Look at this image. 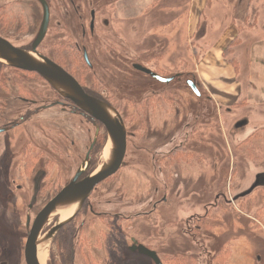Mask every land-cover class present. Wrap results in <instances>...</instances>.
<instances>
[{"label": "rangeland", "instance_id": "rangeland-1", "mask_svg": "<svg viewBox=\"0 0 264 264\" xmlns=\"http://www.w3.org/2000/svg\"><path fill=\"white\" fill-rule=\"evenodd\" d=\"M29 1L35 29L41 8ZM47 1L52 22L41 44L42 54L109 101L125 118L129 133L121 169L89 198L94 209L106 210L107 216L86 211L75 220V226H84L74 263L154 264L125 252L133 238L155 249L167 264H264V0L201 3L191 32L192 0H152L145 7L136 0ZM91 16L94 32L88 37ZM54 18L61 20V29H56ZM12 36L20 43L26 41L23 34ZM234 37L239 39L237 44L223 56L222 50ZM83 45L92 69L82 59ZM218 50L222 61L214 58ZM205 60L216 67L214 75L209 72L211 77L226 87L233 84L235 92L215 93L208 79H198L199 95L189 87L198 64L208 70L209 64H202ZM134 64L172 79L159 81ZM25 79L37 91L42 89V106L59 99L43 79L42 84ZM260 129L262 137L250 144V157L246 146L239 145ZM95 130L83 116L53 106L42 109V122L29 121L13 132L0 133V264H25V220L35 166L22 162L26 142L31 143L32 155L42 151V169L47 173L39 196L43 203L72 178ZM99 136L98 155L90 165L93 170L107 156L102 132ZM181 142L185 152L154 160L158 147ZM17 185L22 189L17 190ZM38 205L29 214L32 220ZM260 208L258 217L255 212ZM207 210L206 220L192 222ZM59 218L56 215L49 223ZM105 236L122 239L123 258L109 254L108 259ZM225 249L226 255L215 256ZM48 257L49 253L44 264ZM169 259L176 260L170 263Z\"/></svg>", "mask_w": 264, "mask_h": 264}, {"label": "flooded vegetation", "instance_id": "flooded-vegetation-1", "mask_svg": "<svg viewBox=\"0 0 264 264\" xmlns=\"http://www.w3.org/2000/svg\"><path fill=\"white\" fill-rule=\"evenodd\" d=\"M20 1H23V3L21 4ZM33 1H35L39 5V7L41 8V18L38 20L37 25L34 27L35 29L32 28V26L34 25V21H32V18L34 20H35V18L30 17V1L29 0H7L6 2L0 3V37L8 40L11 44H13L14 46H16L18 48H23V49H27V50L32 49V43H33V40L36 37V35H37V33L41 27L42 16H43L42 3L39 0H33ZM48 5H49V10H50V15H49V23H48L47 32H48L50 25H51V22H52V12H51V7H50L49 2H48ZM54 19H55L56 29L57 30L61 29V26H62L61 20L58 18H54ZM87 25H88V32H89L88 37H90L94 32L93 31L94 30V18H92V16H91L90 21ZM32 30H34L33 31V34H34L33 37L30 36L32 34ZM86 30H87L86 26L83 25L82 33L85 34ZM47 32H46V34H47ZM13 34H15V35L23 34L26 37V41L20 43V41L15 40L13 38V36H12ZM41 44H42V41L36 46V50L40 54H42V50H40ZM75 48L77 49V47H75ZM87 50L88 49H87L86 45H83V47H81L82 59H83L85 65L89 69H92L93 64L89 59ZM85 55L87 56V59H85ZM45 56L52 59L51 57H49L46 54H45ZM53 61L56 62L57 64H59L61 67H63L72 76H74L88 94H90V95H92L98 99L104 100L108 104H111L109 101L105 100L102 96L97 95L96 93L92 92L91 90L87 89L84 85H82L80 80L75 75H73L68 70L67 67L63 66L61 63H58V61L55 59ZM25 78H27V79L28 78L29 79L34 78V79L38 80L39 82H41V84H42L43 78L37 72L22 70V69L10 66V65L0 61V133L1 132H7V133L13 132L15 129L20 128L21 126H25V125L27 126L29 121L30 122L31 121L32 122H42V109H48V108L53 107V106H60V108L62 110H69L72 115L78 114V115L83 116L85 119L90 121V123L95 125V129H96L95 133L93 135V139L90 142L89 146L87 147L85 155L81 161V164L86 161V163L88 165L85 173H83L81 175V177H84L85 175H87L89 172H91L93 170V169H91L90 165H91V161L93 162L95 155L96 154L98 155L99 149H97V148L99 145L98 140L100 138V136H99L100 132H102L103 137L105 139V143L107 144V132H106L105 127L99 121H97L96 119H94L93 117H91L87 113L83 112L78 107H76L71 100L62 97L44 79L43 80L56 92L59 99L55 100L54 102H51L49 104H45L42 106V89L37 91L36 89H34L33 86H31L32 82L30 80H26ZM191 79L194 80L192 77H191ZM121 118H122V120L125 124V127H126L125 118L123 116H121ZM29 131H31V130H29ZM31 132H32V134L30 136L33 138V136L36 134V129H33V131H31ZM39 133L41 134V137H42V131H39ZM126 133H127V143H128L129 133L127 131V127H126ZM30 136H28V137H30ZM30 144H31L30 142H26V145H25L24 151H23V155H21V158H22L23 163H26V164L27 163H29V164L33 163V165H35L33 167L32 173L30 174V185H31L32 194H31V199L29 201V204L27 205V208L30 212L35 207V205H38V204L40 205V206L38 205L39 207L37 208V212L35 213V215L33 217V220H34L36 214L42 209V207L52 197H54L74 177L76 171L81 166V164L76 169L72 178L69 181H67L65 184H63L57 191H55L51 195V197L47 198L42 203V199L39 201V196L42 194V184L47 178V173H46V171H44L42 169V151H40L38 155H32L31 152L29 151ZM71 147L72 148L75 147L74 141H71ZM161 148L162 147H158L155 150L154 160L156 159V160L160 161L163 158L168 160V158L172 157L176 153L175 152L176 149H178V148L185 149V144L181 142L176 146H168L166 149L165 148L161 149ZM12 156H14V155H12ZM124 159H125V157H124ZM121 167H120V169H121ZM157 169L159 170V172L161 174L162 167L158 166ZM109 178H107V179H109ZM163 182H164V180H163ZM101 183H103V182H101ZM100 184H98V185H100ZM164 185H165V182H164ZM95 188H94V190H95ZM21 189H22V185H17V190H21ZM94 190L92 191L90 196L85 200V202L83 203L82 207L77 212V214L68 222V223L72 222V224L76 228V232H80L81 228L84 226V224L81 223L79 226H75V220L80 215H83L84 212L89 211L91 214H94V215L97 214L98 216H107L106 210L96 211L94 209L95 205L90 202L89 198L93 194ZM98 203H100V202H98ZM157 204L158 203L156 202V204L153 207L155 208V206ZM96 206H99V204H96ZM151 211H152V209L150 210V212ZM30 212H29V214H30ZM29 214L27 215L26 220H25V227L27 229V235H28L29 228L31 227L32 222H33V220L31 219V216ZM196 218H198V217H196ZM55 221H54V223H55ZM194 221H195V219L192 218V222H194ZM68 223H66L65 225H67ZM47 225H49V227L46 228ZM47 225L44 227V229L42 231L43 233L46 232L52 226L50 223H48ZM65 225H63L62 227H64ZM115 238L116 239L113 242L114 249L110 252V254H111L110 258L112 257V255H116L118 257L122 256V258H123L126 255V253L122 252V250L120 248V243H121L122 239H119L118 237H115ZM139 245L145 246L146 248H148L152 251H155V249L149 247L148 245L143 244L142 242H138L137 240L132 238L131 244L127 245V249L125 252H127L131 255H136V256L141 255V256L147 257L146 255H143L138 250ZM50 247H48V253H49ZM156 254L158 255L157 252H156ZM107 257L109 259L108 253H107ZM158 257H159V255H158ZM147 258H149V257H147ZM120 260H122V259H120ZM150 260L154 263V261L152 259H150ZM73 264H75L74 260H73Z\"/></svg>", "mask_w": 264, "mask_h": 264}, {"label": "water", "instance_id": "water-1", "mask_svg": "<svg viewBox=\"0 0 264 264\" xmlns=\"http://www.w3.org/2000/svg\"><path fill=\"white\" fill-rule=\"evenodd\" d=\"M39 1L43 10L42 24L33 40L32 49L18 48L0 37V61L22 70L37 72L62 97L71 100L76 107L99 121L107 132L108 149L103 162L95 170L81 177L88 166L86 161L83 162L74 177L36 214L24 244L25 264H43L41 258L43 251L49 247L59 229L77 214L94 188L120 169L127 148L126 127L116 109L104 100L88 94L74 76L36 50V46L46 35L50 15L48 2ZM134 68L162 82H169L172 79L164 78L140 64H134ZM188 85L199 95L194 80L189 79ZM56 215H60V218L43 233L44 227ZM138 250L155 264H162L155 251L142 245L138 246Z\"/></svg>", "mask_w": 264, "mask_h": 264}, {"label": "trees", "instance_id": "trees-1", "mask_svg": "<svg viewBox=\"0 0 264 264\" xmlns=\"http://www.w3.org/2000/svg\"><path fill=\"white\" fill-rule=\"evenodd\" d=\"M211 0H207V3L209 4ZM238 38L235 37L231 43H229V45L223 50V56H228V54L230 53V49L233 48L235 46V44H237L238 42ZM74 47V46H73ZM75 48V47H74ZM54 60V59H53ZM230 61L232 62V64L234 65L235 71L238 70V64L235 61L234 58L230 59ZM245 103V99L241 100L238 102V104H244ZM259 132H262V129L260 130H256L254 131L251 135H249L246 139H244L239 146H246V151L248 156H252L251 152H249L250 149V144L252 142H257L262 136L260 135ZM100 148V147H99ZM185 152L186 149L183 148H178L176 149V153L177 152ZM263 190V194H264V186L262 187ZM263 208L258 209L255 212V215L259 217L260 211ZM209 215V210H207L205 212V214L197 219H195V223H199L201 221H204L207 219V216ZM204 227V224H203ZM80 232H76V228L74 227V225L72 224V222L68 223L67 225H65L64 227H62L58 233L55 235V237L52 240L51 243V247L49 250V257H48V263L47 264H73V260H74V252H75V245L76 243H78L79 241V235ZM106 240V251L108 253V255L110 254V252L114 249V244L113 242L115 241V237L113 236H105ZM78 239V241H77ZM221 252L222 255H226V249L222 250V251H218L217 253H215L217 256L219 253ZM179 257L177 256V259ZM161 259V258H160ZM176 259H169V262L171 263L172 261H175ZM162 264H167V260L165 259H161Z\"/></svg>", "mask_w": 264, "mask_h": 264}, {"label": "crops", "instance_id": "crops-1", "mask_svg": "<svg viewBox=\"0 0 264 264\" xmlns=\"http://www.w3.org/2000/svg\"><path fill=\"white\" fill-rule=\"evenodd\" d=\"M136 2H138L141 5V7H145L148 3L152 2V0H136ZM205 2L207 3V0H192L193 5H191L190 15L188 17L189 24H190V26L188 28V31L191 32V21L195 17V14L198 15L199 10L201 8V3H203V5H204ZM233 39H231V40H233ZM223 50H222V52H223ZM222 52L220 50H218V51L215 52V57H214L215 60L222 61ZM202 64L203 65L209 64V67L207 68L208 70H205L204 68H201L200 67L201 64L200 65L198 64V68H197V71H196V75H194V74L192 75L191 74V77L194 79V81L196 83V86H197V83H198L197 81H199V80L204 81L205 79H208V80H210L215 85V89H216L215 90V93H218V91L223 92L222 89L225 90V92L227 94L236 91V87H234L233 84H231V86L226 87V86H224L223 82L218 81L217 78H214L213 79L211 77L210 73L213 74V75L216 73V67H215V65L212 66L207 60L202 61ZM231 82H233V78H232ZM209 93H210V95H212L211 92H209Z\"/></svg>", "mask_w": 264, "mask_h": 264}, {"label": "bare ground", "instance_id": "bare-ground-1", "mask_svg": "<svg viewBox=\"0 0 264 264\" xmlns=\"http://www.w3.org/2000/svg\"><path fill=\"white\" fill-rule=\"evenodd\" d=\"M61 215L65 216V214H61ZM47 253H48V248H46V250L43 251L42 256H41L43 264H44V259Z\"/></svg>", "mask_w": 264, "mask_h": 264}]
</instances>
